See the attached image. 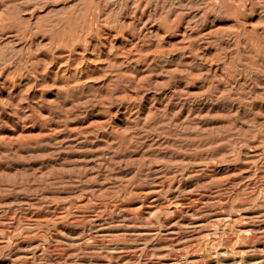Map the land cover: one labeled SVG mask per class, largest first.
<instances>
[{
    "label": "rangeland",
    "instance_id": "obj_1",
    "mask_svg": "<svg viewBox=\"0 0 264 264\" xmlns=\"http://www.w3.org/2000/svg\"><path fill=\"white\" fill-rule=\"evenodd\" d=\"M0 264H264V0H0Z\"/></svg>",
    "mask_w": 264,
    "mask_h": 264
}]
</instances>
